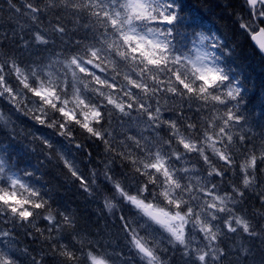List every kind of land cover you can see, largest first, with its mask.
Listing matches in <instances>:
<instances>
[{"label":"clouds","instance_id":"9594fccd","mask_svg":"<svg viewBox=\"0 0 264 264\" xmlns=\"http://www.w3.org/2000/svg\"><path fill=\"white\" fill-rule=\"evenodd\" d=\"M0 264H264V0H0Z\"/></svg>","mask_w":264,"mask_h":264}]
</instances>
